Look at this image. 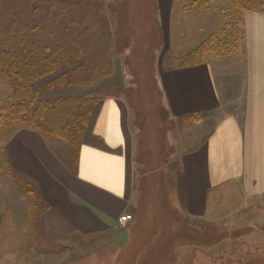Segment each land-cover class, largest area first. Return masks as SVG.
I'll return each mask as SVG.
<instances>
[{
	"label": "rangeland",
	"instance_id": "1",
	"mask_svg": "<svg viewBox=\"0 0 264 264\" xmlns=\"http://www.w3.org/2000/svg\"><path fill=\"white\" fill-rule=\"evenodd\" d=\"M50 1L0 0L1 23H31L67 45L51 72L16 76L0 66V264H264V198L210 218L183 212L181 156L201 117L171 119L159 78L161 68L211 62L225 101L239 97L243 15L264 11V0H174L170 28L158 0ZM19 86L30 96L24 108ZM116 96L129 104L137 142L136 218L106 233L50 240L40 226L47 205L26 182L11 185L5 143L20 128L39 131L74 170L101 101ZM39 105L53 108L45 123L34 114ZM61 125L67 139L54 129Z\"/></svg>",
	"mask_w": 264,
	"mask_h": 264
},
{
	"label": "crops",
	"instance_id": "2",
	"mask_svg": "<svg viewBox=\"0 0 264 264\" xmlns=\"http://www.w3.org/2000/svg\"><path fill=\"white\" fill-rule=\"evenodd\" d=\"M157 3L163 26L170 28L174 0ZM243 26L239 97L225 101L211 62L159 72L171 119L201 117L193 147L181 156L182 209L191 218H210L222 207L264 198V11H246ZM91 130L74 170L39 131L20 128L5 143V164L15 175L11 185L18 189V179L26 182L47 205L40 226L50 240L109 232L126 213L133 216L128 224L136 218L137 142L128 102L104 98Z\"/></svg>",
	"mask_w": 264,
	"mask_h": 264
},
{
	"label": "trees",
	"instance_id": "3",
	"mask_svg": "<svg viewBox=\"0 0 264 264\" xmlns=\"http://www.w3.org/2000/svg\"><path fill=\"white\" fill-rule=\"evenodd\" d=\"M57 0L50 1L54 5ZM19 25L3 24L0 22V66L8 69L9 73L18 76L19 70H25L33 75L41 70L51 72V68L56 64L54 55L67 45L63 46V40L59 41L54 36L45 38L38 31L37 27L31 23L25 24L19 22ZM19 69V70H18ZM15 97L22 101L24 108L25 100H29L28 91L21 86L18 87ZM39 108L41 111L39 112ZM53 110L50 106H38L35 110V116L40 120L47 122L49 112ZM58 129V135L67 139V134L63 125L54 128Z\"/></svg>",
	"mask_w": 264,
	"mask_h": 264
},
{
	"label": "built area",
	"instance_id": "4",
	"mask_svg": "<svg viewBox=\"0 0 264 264\" xmlns=\"http://www.w3.org/2000/svg\"><path fill=\"white\" fill-rule=\"evenodd\" d=\"M133 220V216L130 213H126L118 218L120 224H128Z\"/></svg>",
	"mask_w": 264,
	"mask_h": 264
}]
</instances>
